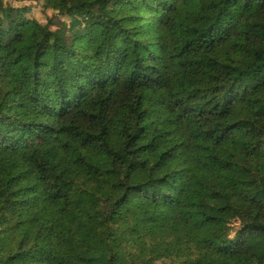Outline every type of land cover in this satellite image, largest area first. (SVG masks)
I'll use <instances>...</instances> for the list:
<instances>
[{
  "label": "trees",
  "instance_id": "trees-1",
  "mask_svg": "<svg viewBox=\"0 0 264 264\" xmlns=\"http://www.w3.org/2000/svg\"><path fill=\"white\" fill-rule=\"evenodd\" d=\"M42 2L77 28L0 0V264H264V0Z\"/></svg>",
  "mask_w": 264,
  "mask_h": 264
},
{
  "label": "rangeland",
  "instance_id": "rangeland-1",
  "mask_svg": "<svg viewBox=\"0 0 264 264\" xmlns=\"http://www.w3.org/2000/svg\"><path fill=\"white\" fill-rule=\"evenodd\" d=\"M3 2L12 6L27 7L29 10L26 16L34 17L42 24H48L52 30L61 29L69 33V30L77 28L78 25H74L73 21L67 19L66 16L61 15L59 12L54 11L52 8L43 7L42 0H3ZM240 224V221L236 220L234 228L240 227Z\"/></svg>",
  "mask_w": 264,
  "mask_h": 264
}]
</instances>
